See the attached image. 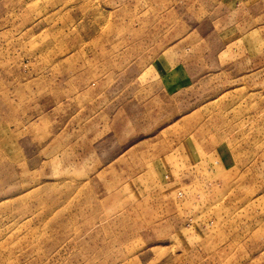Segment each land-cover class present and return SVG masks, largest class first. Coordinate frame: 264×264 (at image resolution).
Wrapping results in <instances>:
<instances>
[{
    "label": "rangeland",
    "instance_id": "1",
    "mask_svg": "<svg viewBox=\"0 0 264 264\" xmlns=\"http://www.w3.org/2000/svg\"><path fill=\"white\" fill-rule=\"evenodd\" d=\"M0 264H264V0H0Z\"/></svg>",
    "mask_w": 264,
    "mask_h": 264
}]
</instances>
